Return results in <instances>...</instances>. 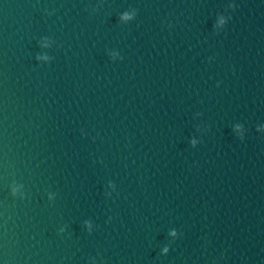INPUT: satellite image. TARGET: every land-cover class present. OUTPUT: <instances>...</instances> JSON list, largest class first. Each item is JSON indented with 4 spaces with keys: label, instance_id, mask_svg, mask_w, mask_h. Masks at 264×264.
Returning a JSON list of instances; mask_svg holds the SVG:
<instances>
[{
    "label": "water",
    "instance_id": "water-1",
    "mask_svg": "<svg viewBox=\"0 0 264 264\" xmlns=\"http://www.w3.org/2000/svg\"><path fill=\"white\" fill-rule=\"evenodd\" d=\"M0 264H264V0H0Z\"/></svg>",
    "mask_w": 264,
    "mask_h": 264
},
{
    "label": "clouds",
    "instance_id": "clouds-1",
    "mask_svg": "<svg viewBox=\"0 0 264 264\" xmlns=\"http://www.w3.org/2000/svg\"><path fill=\"white\" fill-rule=\"evenodd\" d=\"M123 19L127 20V19H130V17L127 16V15H125V16L123 17ZM45 59H46V58H45ZM172 235L174 236L175 233L173 232ZM164 251H165V253H166V252H167V249H165Z\"/></svg>",
    "mask_w": 264,
    "mask_h": 264
}]
</instances>
